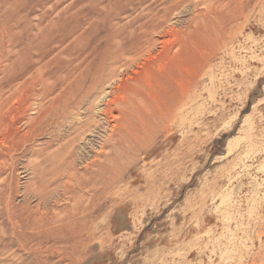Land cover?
Returning a JSON list of instances; mask_svg holds the SVG:
<instances>
[{
  "label": "rangeland",
  "instance_id": "1",
  "mask_svg": "<svg viewBox=\"0 0 264 264\" xmlns=\"http://www.w3.org/2000/svg\"><path fill=\"white\" fill-rule=\"evenodd\" d=\"M0 66V264L264 262V0H0Z\"/></svg>",
  "mask_w": 264,
  "mask_h": 264
},
{
  "label": "bare ground",
  "instance_id": "2",
  "mask_svg": "<svg viewBox=\"0 0 264 264\" xmlns=\"http://www.w3.org/2000/svg\"><path fill=\"white\" fill-rule=\"evenodd\" d=\"M185 1V0H184ZM170 8H172V7H170ZM169 8V9H170ZM169 11V10H168ZM154 14L156 13V12H153ZM152 13V14H153ZM151 14V15H152ZM157 14V13H156ZM149 15H150V13H149ZM167 15V14H166ZM166 15L164 16L165 18H166ZM148 16V15H147ZM154 17V16H153ZM157 17H158V15H157ZM163 17V18H164ZM156 18V17H155ZM159 18H161V17H159ZM146 19V18H145ZM158 19V18H157ZM156 21V20H155ZM145 22V21H144ZM160 22H158V24H159ZM163 23V22H162ZM144 24V23H143ZM157 24V23H156ZM151 26V25H150ZM160 25H158V27H159ZM149 27V26H148ZM161 27V26H160ZM159 27V28H160ZM147 28V27H146ZM146 28H144V30L143 31H145L146 30ZM148 29V28H147ZM152 31H153V29H152ZM151 31V32H152ZM131 34L132 33H135V31H133V32H130ZM136 33H137V31H136ZM135 33V34H136ZM142 33V32H141ZM135 34H133L134 36V38L131 40V41H129L128 42V44H125V43H123V44H125V45H123V46H119V43H118V47H117V44H116V48H115V50L114 51H111V55H110V57H111V59L109 60V61H111L110 62V67L112 68V70L110 71V73L108 74V76L106 75H104V77H103V75H101L100 77H98V79L96 80L95 78V84H94V86L98 89V90H100V89H103L104 88V86H106L108 83H111L112 82V79H116V77H118V75H117V70H121L122 68L123 69H126L129 65H131L130 64V62L128 63V61H127V59H126V55L127 56H130L129 57V59H131V57H132V55L133 56H137V55H139V54H141V52H142V50L140 51V47H141V45L142 44H140L139 46V48H137L138 47V44H135V41H137L138 40V38L139 37H137V36H141L142 34H136V36H135ZM121 45V44H120ZM145 46H143V48H144ZM147 47H149V46H147ZM142 48V49H143ZM145 49H147V48H145ZM135 53V54H134ZM132 54V55H131ZM109 57V55H108V58H110ZM128 58V57H127ZM134 58V57H133ZM107 67V66H106ZM0 68H1V66H0ZM101 69H103V68H101ZM1 70V69H0ZM2 71V70H1ZM4 71V70H3ZM104 72V71H103ZM101 73H102V71H101ZM100 73V74H101ZM107 74V73H106ZM67 75H69V74H67ZM98 76V75H97ZM32 77H34V76H32ZM33 80V79H32ZM24 81V80H23ZM114 81V80H113ZM139 81V80H138ZM30 82V81H29ZM25 83V82H24ZM94 83V82H93ZM114 83V82H113ZM22 85V84H21ZM26 85V84H25ZM25 85H24V87H25ZM34 85V84H33ZM121 85V84H120ZM139 85H141L140 83H139ZM32 86V85H31ZM36 86H37V84H36ZM111 87L113 86V85H110ZM125 86V85H124ZM22 87V86H21ZM24 87L22 88L23 90H24ZM132 87V86H131ZM131 87H128L127 89H123V88H121V89H123V90H121V89H119V90H117L118 88H115L114 90H112V93L114 94V96H113V98H111L110 99V101H109V98H108V101L109 102H107V104L105 105V107H108L109 108V105L111 104L112 105V103H117V104H115L116 106L118 105V104H120L119 105V107L118 108H120V110L118 109L117 111H119V113L117 114V115H121L122 116V119H124V117H126L128 114L126 113L127 111H128V109H132V110H134L139 116H141V112H140V107H147V105H148V102H146V101H148V97H149V92H148V90L147 89H145V88H143L142 87V85L140 86V87H138V89H137V91L135 90V91H133V93L135 94V96L134 97H137L138 99H137V101H139L140 103H141V105H139V106H135V104H136V102H134V100L136 99V98H134L132 95H131V97L132 98H134V100L132 99V98H130V99H132V101L129 99V97H130V95H128V94H133L132 93V89L133 88H135V87H132V89H131ZM20 88V87H19ZM28 88H30V87H28ZM106 88V87H105ZM107 88H108V86H107ZM120 88V87H119ZM131 90H130V89ZM137 88V87H136ZM32 89V88H31ZM97 89H95V90H97ZM20 92L21 91H23V90H20V89H18ZM93 90V89H92ZM15 91H17V89L15 90ZM29 91V90H28ZM105 91V90H104ZM120 91H122V92H120ZM4 92V91H3ZM2 92V93H3ZM19 92V93H20ZM26 92V91H25ZM100 92H102V91H100ZM131 92V93H130ZM17 93H18V91H17ZM34 94H35V92H33ZM37 93V92H36ZM90 93V92H89ZM155 93H156V91H155ZM157 93H158V91H157ZM1 94V93H0ZM23 94V93H22ZM31 94V93H30ZM115 94H116V96H115ZM20 95V94H19ZM99 95V94H98ZM36 96V95H35ZM100 96V95H99ZM109 96V95H108ZM1 97V96H0ZM34 97V96H33ZM4 98V97H3ZM29 98V97H28ZM27 98V99H28ZM2 99V98H1ZM6 99H8V98H6ZM3 100V99H2ZM107 100V99H106ZM1 101V100H0ZM8 101V100H7ZM136 101V100H135ZM3 102H5V100L3 101ZM21 102V101H20ZM41 103V102H40ZM135 103V104H134ZM1 104V103H0ZM3 104V103H2ZM8 104V103H7ZM42 104V103H41ZM138 104V103H137ZM4 105H6V103H4ZM23 105H25V104H23ZM114 105V104H113ZM2 106V105H1ZM1 106H0V108H1ZM34 106V105H33ZM4 107V106H3ZM23 107V106H22ZM55 108V107H54ZM54 108L52 107L51 108V110L53 109L54 110ZM107 108V109H108ZM5 109V108H4ZM49 109H50V106H49ZM56 109V108H55ZM106 109V108H105ZM106 109V111H108ZM41 110V109H40ZM43 110V109H42ZM41 110V111H42ZM48 110V109H47ZM3 111V110H2ZM39 111V110H38ZM58 111V110H57ZM56 111V112H57ZM105 111V112H106ZM40 112V111H39ZM43 112V111H42ZM54 112V111H53ZM53 112H51V113H53ZM106 113H108V112H106ZM105 113V114H106ZM41 114V113H40ZM43 114V113H42ZM45 114H47L46 112H45ZM45 114L43 115V116H45ZM103 114V113H102ZM104 114V115H105ZM53 115H54V113H53ZM56 115V114H55ZM107 115V114H106ZM47 116V115H46ZM57 116V115H56ZM120 116V117H121ZM57 120V119H56ZM29 124V123H28ZM111 135H113L112 133H111ZM113 137H114V135H113ZM112 137V138H113ZM109 139H111V137L109 138ZM56 163V162H55ZM94 164V163H93ZM92 164V165H93ZM75 166V165H74ZM70 167V166H69ZM50 168V167H49ZM72 168V167H71ZM75 168V167H74ZM77 168V167H76ZM86 168V167H85ZM90 169V168H89ZM63 170H64V168H63ZM49 171V170H48ZM69 171V170H68ZM77 171V170H76ZM66 172V171H65ZM71 173H73V172H71ZM66 174V173H65ZM70 174V173H69ZM55 175V174H54ZM62 176H63V174H62ZM82 176H83V174H82ZM71 177V176H70ZM69 177V178H70ZM59 178V177H58ZM60 178H61V176H60ZM65 178V177H64ZM68 178V177H67ZM62 179V178H61ZM72 179V178H71ZM75 179H77V177L75 178ZM60 180V179H59ZM73 180V179H72ZM79 180V179H78ZM85 180V179H84ZM53 181V180H52ZM58 181V180H57ZM68 181H70V180H68ZM77 181V180H76ZM88 181V180H87ZM80 182V181H79ZM84 182V181H83ZM68 183V182H67ZM76 183V182H75ZM85 183H86V181H85ZM91 184H88L87 186H84V187H82L83 185V183L82 184H79L80 185V187H82V189L85 191V192H87L88 194H89V192H90V197H92L93 195H92V192H94L93 190H95V189H92V187L94 186L93 185V182H90ZM62 184V183H61ZM87 184V183H86ZM69 185V184H68ZM72 185V184H71ZM71 185H69V186H71ZM59 186V185H58ZM67 187V186H66ZM64 188V187H63ZM94 188V187H93ZM66 189V188H65ZM64 189V190H65ZM69 190H70V188H69ZM65 191H68V190H65ZM65 191H63V193L65 192ZM71 191V190H70ZM69 192V191H68ZM76 192V191H75ZM79 192V191H78ZM66 193V192H65ZM65 193H64V195H65ZM70 193V192H69ZM73 193V192H72ZM81 193V192H80ZM80 193H79V195H80ZM84 194V193H83ZM79 195H78V197H79ZM68 196V195H67ZM71 196V195H70ZM69 196V197H70ZM81 196V195H80ZM85 196V195H84ZM63 197V196H62ZM71 198V197H70ZM75 198V197H74ZM82 198H83V196H82ZM81 199V198H80ZM76 200H78V198L77 199H75V201ZM86 200V199H85ZM89 200V199H88ZM68 201V200H67ZM79 201V200H78ZM84 201V200H83ZM66 202V201H65ZM80 204V203H79ZM74 205V204H73ZM78 205V204H77ZM77 205H76V207H77ZM84 206V205H83ZM89 207V206H88ZM93 208V207H92ZM73 209V208H72ZM76 209H78V207L76 208ZM74 211V210H73ZM81 212V211H80ZM92 212V211H91ZM74 213H76V211L74 212ZM59 216H60V214H59ZM59 216H58V220H59ZM67 217H68V215H66ZM81 216V215H80ZM83 216V215H82ZM63 217V216H62ZM36 218V217H35ZM39 218V217H38ZM51 218V217H50ZM60 218H61V216H60ZM70 218V217H69ZM50 220H53V219H49V221ZM57 221V220H56ZM38 222V221H37ZM59 222H61L60 220H59ZM36 223V222H35ZM44 223V222H43ZM56 223V222H55ZM51 224V223H50ZM38 227V226H37ZM30 227H28V229H29ZM46 228V227H45ZM44 228V229H45ZM31 229V228H30ZM42 229V228H41ZM31 231V230H30ZM36 231V230H35ZM41 231V230H40ZM43 231V230H42ZM46 232H48V231H46L45 230V235H46ZM59 232V231H58ZM29 233V232H28ZM53 233V232H52ZM51 233V234H52ZM56 233V232H55ZM55 233H53V234H55ZM60 233V232H59ZM59 233H56L57 235L59 234ZM44 234V233H43ZM48 235H50V231H49V234ZM52 236H54V235H52ZM44 237H46V236H44ZM22 238V237H21ZM43 238V237H42ZM44 239V238H43ZM36 240V239H35ZM45 240H43V242H44ZM25 242V241H24ZM264 243V242H263ZM29 244V243H28ZM41 244V243H40ZM30 245V244H29ZM34 245V244H33ZM32 246V245H31ZM29 247V246H28ZM39 247V246H38ZM31 248V247H30ZM41 248V247H40ZM27 250V249H26ZM257 257V256H256ZM260 264H264V262H260Z\"/></svg>",
  "mask_w": 264,
  "mask_h": 264
}]
</instances>
